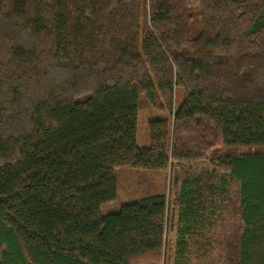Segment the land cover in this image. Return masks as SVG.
I'll return each instance as SVG.
<instances>
[{
  "label": "trees",
  "instance_id": "trees-1",
  "mask_svg": "<svg viewBox=\"0 0 264 264\" xmlns=\"http://www.w3.org/2000/svg\"><path fill=\"white\" fill-rule=\"evenodd\" d=\"M206 158L239 183L237 264H264V0H0V264H167L168 195L99 208L117 168Z\"/></svg>",
  "mask_w": 264,
  "mask_h": 264
},
{
  "label": "rangeland",
  "instance_id": "rangeland-1",
  "mask_svg": "<svg viewBox=\"0 0 264 264\" xmlns=\"http://www.w3.org/2000/svg\"><path fill=\"white\" fill-rule=\"evenodd\" d=\"M162 116V112L150 107H141L138 110L136 124L138 146L149 144L148 121ZM225 151L217 149L211 155L217 157L222 155L221 153L226 154ZM115 179L116 199L100 206L99 211L102 214L117 211L123 203L136 200L143 195L164 192L171 199L174 220L173 230L167 232L170 244L167 264H237L242 229L239 183L225 175L223 170L212 164L208 158L178 164L172 161L165 170L117 168ZM184 180H196L198 193L196 221L183 223L184 226L190 225V231L183 236L185 244L181 254L177 251L175 230L178 226V212L182 206L180 186Z\"/></svg>",
  "mask_w": 264,
  "mask_h": 264
}]
</instances>
